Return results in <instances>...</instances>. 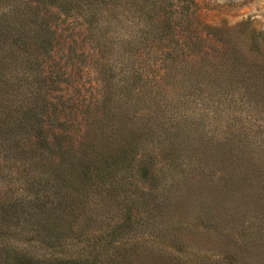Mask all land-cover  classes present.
Wrapping results in <instances>:
<instances>
[{"label":"rangeland","instance_id":"1","mask_svg":"<svg viewBox=\"0 0 264 264\" xmlns=\"http://www.w3.org/2000/svg\"><path fill=\"white\" fill-rule=\"evenodd\" d=\"M145 1L0 0V258L264 264V0Z\"/></svg>","mask_w":264,"mask_h":264},{"label":"trees","instance_id":"2","mask_svg":"<svg viewBox=\"0 0 264 264\" xmlns=\"http://www.w3.org/2000/svg\"><path fill=\"white\" fill-rule=\"evenodd\" d=\"M59 1H63V0H36L37 4H40L41 6L45 7V11L42 15L40 14H36L37 18L35 21V30L38 31V33L40 32L41 35V41H40V46H38V50L40 49H47L48 46H51V39L53 36H55V31L53 30L51 31V26L50 23L55 21V20H60L59 18H57V12L54 9L49 8L48 7H59L62 8V6L58 3ZM66 1V0H65ZM166 1H169L168 3H165ZM174 1L176 3H174ZM161 2L165 3V5H169L171 7H174L175 9H177L179 7V0H156L153 4L154 7L156 6H161ZM109 3H107L108 5ZM144 5H146V1L145 0H140V6L143 7ZM87 7V8H86ZM134 7L137 8L138 6L136 4H134ZM80 9L84 8V12H85V16L86 17H94L97 13V9H98V0H87L86 4H82L80 7ZM165 11V10H164ZM172 12V11H171ZM173 15H177V13H179L178 10H174ZM181 13V12H180ZM135 14H137V17L140 19V24H137V26L142 27L141 31L137 32L136 35H134L135 38L138 37L139 34V39L145 37H147V35L153 34L154 31L152 29H147L149 27L150 24H147V22H149V19H152L151 15H147L146 17H143V15H145V13L139 9V7L136 9ZM26 15L28 14H14L15 20H19V19H25ZM190 16H192L193 20H195L199 15L192 10V12L189 14ZM23 17V18H20ZM47 16V18L45 19V17ZM196 17V18H194ZM191 20V18H190ZM147 21V22H146ZM81 25L83 26V24L81 23ZM87 25V23H86ZM50 27V28H49ZM76 28V27H74ZM94 29V28H92ZM96 29V28H95ZM21 34H19V38L15 40V45H19L21 43H24V39L20 37ZM176 35V34H175ZM181 36H183L181 30L178 31V37L181 38ZM13 49V48H12ZM49 51V48L48 50ZM253 51H255V53H257L258 58H261L263 61V65H264V35H258V37L255 38L254 40V47H253ZM23 58H26L28 56L23 55ZM9 59V55H5V57H1V61L2 64L7 65L9 63L8 61ZM264 69V68H263ZM25 106V105H24ZM7 111V116L6 119L3 121L4 124H6L7 126H13L12 122L15 123L18 127L20 125H29V123L31 122V118H28L25 114V111H21L20 106H15L14 105H9L8 108L5 109V111ZM29 110V109H28ZM29 111H27V113H29ZM18 114V115H17ZM17 115V116H15ZM107 134V133H105ZM84 171V169H83ZM13 253L14 256L11 258H0V264H85L83 263L81 260H77V259H73L67 256H61L57 259H55V261H51L49 262L51 259H46L45 261L43 260H39V259H35L32 255H29L27 253H24L23 251L19 250V248L17 249H13Z\"/></svg>","mask_w":264,"mask_h":264}]
</instances>
